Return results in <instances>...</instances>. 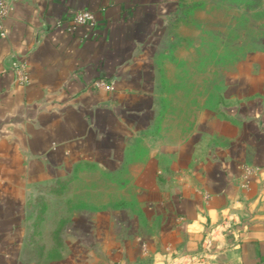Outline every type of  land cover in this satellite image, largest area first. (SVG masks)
Returning <instances> with one entry per match:
<instances>
[{
    "label": "crops",
    "instance_id": "1",
    "mask_svg": "<svg viewBox=\"0 0 264 264\" xmlns=\"http://www.w3.org/2000/svg\"><path fill=\"white\" fill-rule=\"evenodd\" d=\"M181 9V0H12L0 22V264H31L29 197L79 165L129 168L138 207L103 214L92 233L68 232L66 264H167L200 251L228 217L247 230L215 244L210 264L264 263V96L246 101L232 86L226 107L169 131L160 60ZM80 11L96 27L67 31ZM14 59L28 63V86L16 84Z\"/></svg>",
    "mask_w": 264,
    "mask_h": 264
},
{
    "label": "rangeland",
    "instance_id": "2",
    "mask_svg": "<svg viewBox=\"0 0 264 264\" xmlns=\"http://www.w3.org/2000/svg\"><path fill=\"white\" fill-rule=\"evenodd\" d=\"M181 2L179 25L160 60L162 113L169 131L182 127L187 133L199 114L226 107L225 93L232 86L241 84L250 94L246 101L264 96L255 92L264 88V0ZM134 174L129 168L104 172L79 165L52 185L34 188L24 258L31 264H66L68 232L80 227L91 232L105 213L135 212Z\"/></svg>",
    "mask_w": 264,
    "mask_h": 264
},
{
    "label": "built area",
    "instance_id": "3",
    "mask_svg": "<svg viewBox=\"0 0 264 264\" xmlns=\"http://www.w3.org/2000/svg\"><path fill=\"white\" fill-rule=\"evenodd\" d=\"M12 13V0H0V22L9 18ZM64 21H59L57 28L64 27ZM97 25L96 15L90 11H80L74 14L68 22L67 31L71 32L78 27L94 28ZM2 37L5 32L2 30ZM11 70L17 85L22 87L30 84L28 63L19 59H14L11 63ZM96 88L110 89L111 85L103 80L94 83ZM247 230V225L241 223L236 217H228L219 224L209 228L205 233V238L200 251L179 254L173 256L167 264H210L212 247L227 239L239 241L241 233ZM264 264V263H262Z\"/></svg>",
    "mask_w": 264,
    "mask_h": 264
}]
</instances>
